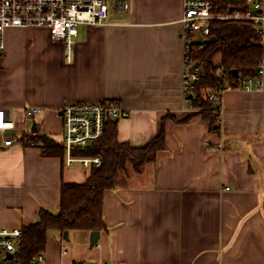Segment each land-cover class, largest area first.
I'll list each match as a JSON object with an SVG mask.
<instances>
[{"label":"crops","instance_id":"obj_1","mask_svg":"<svg viewBox=\"0 0 264 264\" xmlns=\"http://www.w3.org/2000/svg\"><path fill=\"white\" fill-rule=\"evenodd\" d=\"M127 1L128 11L110 7L103 25L80 24L69 59L66 42L46 27L5 30L0 108L19 133L32 128L26 107L41 108V135L63 140L58 108L113 99L129 112L115 120L118 141L140 147L165 135L153 162L140 173L128 165L104 192L106 228L95 245L91 232L68 230L65 240L50 231L47 263L264 264V73L259 89L222 92L220 131H212L184 93V0ZM91 172L0 138V226L56 212L62 182L85 183Z\"/></svg>","mask_w":264,"mask_h":264},{"label":"trees","instance_id":"obj_2","mask_svg":"<svg viewBox=\"0 0 264 264\" xmlns=\"http://www.w3.org/2000/svg\"><path fill=\"white\" fill-rule=\"evenodd\" d=\"M211 11L217 15L244 14L250 5L246 0H209ZM208 37L212 43L193 42L191 59L199 66L200 78L194 82L193 92L185 94L192 108L207 121L212 131H220L221 95L227 88H240L242 82L257 76L264 61V34L244 18L214 19L210 22ZM237 70L238 75H235ZM218 96L214 101L210 96ZM175 122L181 121L169 115ZM34 139L31 131L18 139L30 146ZM35 147L43 156H59L65 159L63 140L41 135ZM162 131L144 146L134 147L117 138V122L111 120L102 138L85 148H75L73 155L102 158V164L92 166L85 183L62 182L58 210L41 209L36 221L23 225L15 260L17 264H30L31 257L45 251L50 231L63 235L65 230L101 231L106 228L103 218V199L107 189L115 188L121 173L130 165L135 173L142 172L147 163L153 162L158 150L165 148Z\"/></svg>","mask_w":264,"mask_h":264},{"label":"built area","instance_id":"obj_3","mask_svg":"<svg viewBox=\"0 0 264 264\" xmlns=\"http://www.w3.org/2000/svg\"><path fill=\"white\" fill-rule=\"evenodd\" d=\"M250 8L241 14L217 15L211 11L209 0H184V14L182 17L181 38L184 42V93H192L194 82L200 78L199 66L191 59L193 38L196 34L202 37V45L210 33V22L214 19L244 17L250 20L256 30L264 34V0H246ZM110 7L117 12H127V0H111V6L106 0H0V57L5 52V30L9 27L43 26L48 28L55 39L64 40L67 45L68 59L73 49V37L77 34L80 24L103 25L108 21ZM264 61L261 63L257 76L242 82L240 88L249 89L254 84L261 88L263 84ZM210 99L218 101L219 97L211 95ZM58 115L63 123V143L65 145V160L67 164L79 163L85 167L100 166V156H75V148H85L98 142L104 135L106 125L111 120L128 116V110L122 108L116 100L106 99L100 102H69L58 108ZM41 112L39 107H26L24 114L35 120ZM32 132V131H31ZM26 131L17 130V123L10 112L0 108V138L3 146H11L18 142ZM34 139L30 146H34L36 138L41 136L37 128L32 132ZM228 189V187L226 188ZM22 229L0 226V264H17L15 253ZM68 249L63 246L62 255ZM9 254L12 258H9ZM30 264H48L44 252L31 257ZM64 264V263H61ZM70 264H108L105 260L73 261Z\"/></svg>","mask_w":264,"mask_h":264},{"label":"water","instance_id":"obj_4","mask_svg":"<svg viewBox=\"0 0 264 264\" xmlns=\"http://www.w3.org/2000/svg\"><path fill=\"white\" fill-rule=\"evenodd\" d=\"M213 41H215V37H209L205 40V43H212ZM235 72V75L237 76L238 75V72L237 70L234 71ZM118 119H116L117 121ZM31 131L32 132H36L37 131V126H36V122L33 121V124H32V128H31ZM99 234H100V231H92L91 234H90V246H94L95 243L97 242L98 238H99ZM63 237L65 240H68V230H65L64 233H63ZM9 258H12V255L9 254Z\"/></svg>","mask_w":264,"mask_h":264},{"label":"rangeland","instance_id":"obj_5","mask_svg":"<svg viewBox=\"0 0 264 264\" xmlns=\"http://www.w3.org/2000/svg\"><path fill=\"white\" fill-rule=\"evenodd\" d=\"M236 14V13H235ZM234 14V15H235ZM198 38H200V34H196L195 36H194V38H193V41H195V40H197Z\"/></svg>","mask_w":264,"mask_h":264}]
</instances>
